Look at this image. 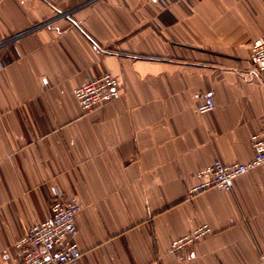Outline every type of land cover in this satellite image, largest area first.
<instances>
[{
  "label": "crops",
  "instance_id": "obj_1",
  "mask_svg": "<svg viewBox=\"0 0 264 264\" xmlns=\"http://www.w3.org/2000/svg\"><path fill=\"white\" fill-rule=\"evenodd\" d=\"M0 264L77 195L80 264H257L264 163L231 190L189 196L215 159L247 162L264 129V71L251 42L264 0H0ZM109 71L120 97L84 113L73 89ZM215 108L197 111L194 93ZM212 232L186 258L171 242Z\"/></svg>",
  "mask_w": 264,
  "mask_h": 264
},
{
  "label": "built area",
  "instance_id": "obj_2",
  "mask_svg": "<svg viewBox=\"0 0 264 264\" xmlns=\"http://www.w3.org/2000/svg\"><path fill=\"white\" fill-rule=\"evenodd\" d=\"M95 1V0H89ZM23 33H16L0 40V48L17 41ZM252 65L264 71V35L255 38L250 46ZM84 113L94 112L108 102L120 97L119 79L109 71L97 77L87 78L73 89ZM197 111L205 113L215 108L211 94L196 92ZM254 149L253 157L247 162H224L215 159L198 170L199 182L189 189V196L209 190H231L235 180L264 163V129L251 136ZM81 209L77 195L65 194L54 188L51 200V215L32 223L27 231L12 243V251L20 264H80L84 254L77 240L78 228L76 216ZM212 232L209 224H201L191 232L174 239L169 246V253L186 258L192 253L193 246ZM257 264H264L262 253Z\"/></svg>",
  "mask_w": 264,
  "mask_h": 264
}]
</instances>
